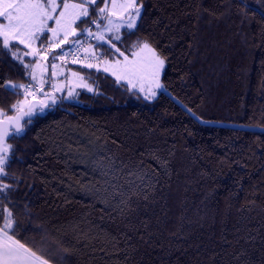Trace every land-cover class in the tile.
<instances>
[{"label": "trees", "instance_id": "1", "mask_svg": "<svg viewBox=\"0 0 264 264\" xmlns=\"http://www.w3.org/2000/svg\"><path fill=\"white\" fill-rule=\"evenodd\" d=\"M138 38L168 57L167 93L146 103L93 74L97 94L9 141L16 195L48 226L51 254L69 249L54 264H264V0H144L124 46ZM0 76L25 79L2 59ZM15 99L0 90V106ZM100 161L129 206L101 202Z\"/></svg>", "mask_w": 264, "mask_h": 264}, {"label": "snow or ice", "instance_id": "2", "mask_svg": "<svg viewBox=\"0 0 264 264\" xmlns=\"http://www.w3.org/2000/svg\"><path fill=\"white\" fill-rule=\"evenodd\" d=\"M143 8L144 0H0V59L18 66L25 78L0 76V90L16 97L0 106V264H54L70 256L67 247L51 254L48 226L16 195L23 181L10 171L16 149L9 141L21 137L36 115L77 100V89L97 94L98 86L89 83L93 74L112 78L146 103L168 92L163 82L168 57L149 39L124 46L125 32L137 30ZM113 167L112 161L97 163L104 179L97 195L106 204L119 196L115 207H127L131 196L109 179ZM137 178L144 181V175ZM30 232L42 238L30 240Z\"/></svg>", "mask_w": 264, "mask_h": 264}, {"label": "rangeland", "instance_id": "3", "mask_svg": "<svg viewBox=\"0 0 264 264\" xmlns=\"http://www.w3.org/2000/svg\"><path fill=\"white\" fill-rule=\"evenodd\" d=\"M71 67V66H70ZM90 83V82H89ZM80 90H83V89H77V91H80Z\"/></svg>", "mask_w": 264, "mask_h": 264}]
</instances>
